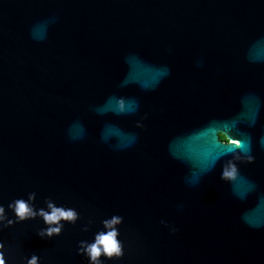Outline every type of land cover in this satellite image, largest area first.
<instances>
[{"label":"water","instance_id":"obj_1","mask_svg":"<svg viewBox=\"0 0 264 264\" xmlns=\"http://www.w3.org/2000/svg\"><path fill=\"white\" fill-rule=\"evenodd\" d=\"M219 128L252 139L234 186ZM261 137L264 0H0V204L80 212L50 239L0 231L8 264H88L114 214L125 256L105 264H264Z\"/></svg>","mask_w":264,"mask_h":264},{"label":"clouds","instance_id":"obj_2","mask_svg":"<svg viewBox=\"0 0 264 264\" xmlns=\"http://www.w3.org/2000/svg\"><path fill=\"white\" fill-rule=\"evenodd\" d=\"M43 38V37H42ZM138 102L133 101L130 107L128 97L119 95L115 97V114L130 115L138 110ZM136 126L142 128L143 122L137 121ZM82 135L84 133L83 125H80ZM220 136V142L231 149V158L222 166L220 178L229 185H235L241 179L240 163L252 164L256 161V156L252 154V139L249 136L247 140L243 136L233 135L224 128L217 129ZM82 138V136H81ZM135 137H133L134 139ZM260 143L264 145V137H261ZM125 147H131V144ZM251 183V182H250ZM255 184H252L251 190H255ZM37 194L28 193L27 197H20L12 200L5 206L0 204V231L13 226L17 223L29 220H42L44 227L38 231L41 238H53L60 236L65 228V223L76 224L80 219V212L74 207L58 205L51 197L45 200V206H38L36 203ZM11 213V214H10ZM124 223V217L114 214L109 218L102 220V229L94 234L92 240H81L79 242L78 254L83 255L88 264H105V260H119L125 256V244L120 238V225ZM167 225L166 221H161ZM87 231V228L84 229ZM173 232L178 231L175 227ZM0 264H8L6 257V243L0 240ZM24 264H41V257L35 253L24 258Z\"/></svg>","mask_w":264,"mask_h":264}]
</instances>
